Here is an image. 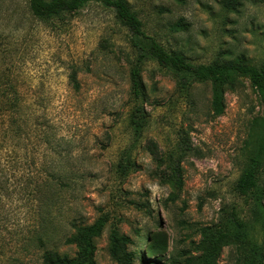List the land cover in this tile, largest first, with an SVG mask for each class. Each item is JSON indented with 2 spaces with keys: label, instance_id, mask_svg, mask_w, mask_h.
Here are the masks:
<instances>
[{
  "label": "rangeland",
  "instance_id": "obj_1",
  "mask_svg": "<svg viewBox=\"0 0 264 264\" xmlns=\"http://www.w3.org/2000/svg\"><path fill=\"white\" fill-rule=\"evenodd\" d=\"M124 1L147 36L192 64L264 69V1H243L234 11L220 0ZM28 3L0 0V74H11L24 121L39 123L40 131L49 126L58 139L57 166L72 177L60 193L59 234L48 247L73 257L76 247L63 243L71 225L105 215L92 264H183L196 254L201 231L214 228L231 203L241 205L234 185L247 162L253 123L264 118L255 90L236 78L224 87V110L215 116L209 83L181 90L172 71L146 57L134 98L130 71L137 52L112 9L91 1L40 21ZM73 72L77 89L69 80ZM181 140L190 151L180 161L178 187L167 164L180 155ZM122 159L131 163L126 172L118 169ZM113 230L124 238L119 259L111 252ZM261 240L264 251V235ZM148 244L164 250L149 254ZM40 254L33 251L22 264H39ZM234 258L224 247L216 264H236Z\"/></svg>",
  "mask_w": 264,
  "mask_h": 264
},
{
  "label": "trees",
  "instance_id": "obj_2",
  "mask_svg": "<svg viewBox=\"0 0 264 264\" xmlns=\"http://www.w3.org/2000/svg\"><path fill=\"white\" fill-rule=\"evenodd\" d=\"M91 1H99L112 9L115 19L131 35L132 46L137 52V63L130 71V89L134 98L139 97L141 90L139 64L147 57L172 71L181 90L193 82L209 83L210 109L215 116L224 110V87L238 77L248 79L264 107L263 68L242 62L192 64L181 54L166 51L147 36L137 13L124 0H29L28 7L33 17L49 21L73 14ZM243 1L256 3L264 0H220V4L224 10L234 11ZM10 75L0 74L4 87L0 89V264H22L21 259L35 250L41 252L39 264H92L94 240L105 227V215L88 225H71L74 232L64 236L63 243L76 247L73 257L48 247L59 234L60 193L69 188L72 177L57 166L58 139L48 133L49 126L40 131L37 128L39 123L24 121L22 99L13 89ZM69 80L77 89L74 72L69 75ZM35 120L39 121V117ZM138 124L134 116L131 125L136 128ZM253 124L247 162L234 185L241 205L231 203L228 210H222L214 228L201 231V240L194 247L196 254L186 257L183 264H216L224 247L233 249L236 264H264L261 240L264 235V118L256 119ZM32 138L35 140L31 141ZM181 143L180 155L176 159L170 156L167 164L178 187L181 185L179 164L190 151L185 140ZM130 165L129 160L124 162L122 159L118 169L126 172ZM109 237L112 256L118 258L124 238L114 230ZM148 250L149 254H155L164 247L158 249L148 244ZM124 264L131 263L125 259Z\"/></svg>",
  "mask_w": 264,
  "mask_h": 264
}]
</instances>
